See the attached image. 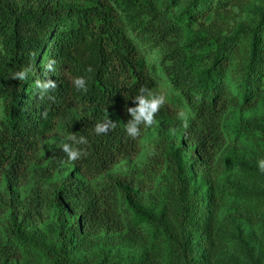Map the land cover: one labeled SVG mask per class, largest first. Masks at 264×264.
<instances>
[{
	"label": "trees",
	"instance_id": "trees-1",
	"mask_svg": "<svg viewBox=\"0 0 264 264\" xmlns=\"http://www.w3.org/2000/svg\"><path fill=\"white\" fill-rule=\"evenodd\" d=\"M228 1L185 0L177 9L175 0H93L75 5L61 0H0V101L4 111L0 119V173L18 171L38 136L44 135L53 119L60 116L66 136L87 138L88 144L78 147L88 155L70 162L61 144L46 174H53L61 161H68L83 175L102 178L92 187L70 173L35 194L27 210L19 209L12 197L7 198L6 205L16 217L7 239L0 236V264L9 255L19 254L11 239L25 237L31 219L41 214V200L54 207L58 219L67 224L60 230L65 231L62 240L68 248L70 236L66 231L78 238L83 231L126 229L144 238L142 220L158 223L148 208L133 204L139 194L126 184L136 185L134 177L109 172L122 159L134 155L147 129L141 125L136 139L124 130L131 119L126 108L136 106L133 98L140 87L153 90L159 82L154 67L141 53L143 40L162 46L165 73L200 120L199 126L179 127L181 140L164 136L158 157L146 170L150 179L168 162L171 177L165 180L167 198L176 214L175 225L167 230L170 248L178 264H197L192 240L207 243L213 222L204 196L190 191L189 170L192 167L211 179L217 176L210 174V166L227 140L222 115L230 104L239 101L225 79L238 39L236 35L203 36L181 43L180 38L188 25ZM243 31L252 33L250 59L242 67L241 83L243 96L248 99L264 89V25L259 21ZM50 60L55 61V72L44 77L43 66ZM28 66L32 71L27 80L10 79L12 73ZM89 66L92 72L86 71ZM80 76L88 80L86 93L72 84ZM37 78L55 80L58 87L41 100L34 83ZM48 96H55V102ZM113 111L121 112L125 122ZM106 119L113 120L116 127L97 135L95 125ZM190 144L193 147H188ZM184 151L189 155L182 163L180 152ZM137 181L140 188L148 187L145 179ZM135 214L140 219L135 220Z\"/></svg>",
	"mask_w": 264,
	"mask_h": 264
},
{
	"label": "rangeland",
	"instance_id": "rangeland-1",
	"mask_svg": "<svg viewBox=\"0 0 264 264\" xmlns=\"http://www.w3.org/2000/svg\"><path fill=\"white\" fill-rule=\"evenodd\" d=\"M61 1L75 5L93 0ZM175 1L177 9L185 4V0ZM259 21L264 25V0H229L225 6L213 7L206 16L188 25L180 38L181 43L203 36L236 35L238 39L225 79L230 89L238 94L239 101L230 104L222 115L227 140L210 166V174L217 176L211 179L192 167L189 170L190 191L204 196L213 222L207 243L192 240L197 264H264V172L258 166V161L264 159V89L246 99L241 86L244 82L242 67L249 62L252 40V33L243 31V28ZM141 47V53L148 65L154 67L159 79L151 91L165 95L166 103L156 114V123L139 138L134 155L122 159L109 172L134 177L136 185L126 184L139 194L133 204L148 208L158 223L142 220L146 229L144 238L126 229L83 231L78 238L72 231H66L70 236L68 248L62 240L65 231L60 230L67 224L58 219L54 207L41 200L38 206L41 214L31 219L24 230L25 237L11 239L18 246L19 254L9 255L4 264H178L167 232L176 223L175 211L167 198L168 185L165 184V180L171 177L168 162H164L162 169L150 179L146 178V170L158 157L164 136L173 135L181 140L180 128L184 121L178 119L179 112L186 114L187 125L199 126L200 120L181 89L174 86L165 73L161 64L162 46L143 40ZM113 112L125 122L121 112ZM3 116L0 101V119ZM52 122V127L38 136L35 147L28 151L18 171L0 173V236L3 239H7L11 222L16 217L12 208L6 205L7 198L12 197L19 209L27 210L35 194L37 196L41 189L61 181L70 173L92 187L102 181L101 176L89 178L83 175L68 161H61L53 174H46L56 148L65 142L66 137L63 118L55 117ZM180 155L183 163L189 153L184 151ZM218 159L220 162L216 164ZM139 179L148 181V187L140 188ZM138 219L140 216L135 214V220Z\"/></svg>",
	"mask_w": 264,
	"mask_h": 264
},
{
	"label": "clouds",
	"instance_id": "clouds-1",
	"mask_svg": "<svg viewBox=\"0 0 264 264\" xmlns=\"http://www.w3.org/2000/svg\"><path fill=\"white\" fill-rule=\"evenodd\" d=\"M55 61L50 60L43 66L44 77H47L50 72H55ZM32 71V67L28 66L19 71L11 74L10 79L17 81H25L28 78L29 72ZM87 72H92L93 69L89 66L86 69ZM35 87L39 90V97L41 100L44 99V94L53 92L57 89L58 85L55 80L52 79H40L37 78L35 81ZM73 86L77 91H88V80L84 76L75 78L72 81ZM48 99L55 102V96H48ZM135 107H127L126 112L130 114L131 119L124 124V130L128 137L136 139L141 134V125L144 128H149L156 123V114L166 103V97L163 94H155L150 89L141 86L139 93L133 98ZM178 119L184 121V127H187V116L184 112L177 114ZM116 124L111 119H106L103 122H97L95 125V132L97 135L107 134L110 130L114 129ZM174 131V130H173ZM62 144V151L66 153L70 162L77 161L82 157L88 155L87 150L81 149L79 145L88 144V140L84 136L77 137L75 134H68ZM258 166L261 172H264V159L258 161Z\"/></svg>",
	"mask_w": 264,
	"mask_h": 264
}]
</instances>
